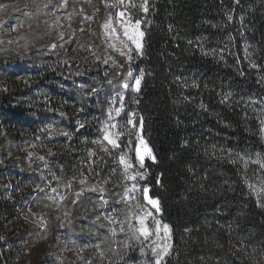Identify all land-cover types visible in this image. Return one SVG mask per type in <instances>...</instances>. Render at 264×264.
<instances>
[{
	"label": "trees",
	"instance_id": "16d2710c",
	"mask_svg": "<svg viewBox=\"0 0 264 264\" xmlns=\"http://www.w3.org/2000/svg\"><path fill=\"white\" fill-rule=\"evenodd\" d=\"M125 1L141 23L143 54L99 70L101 97L87 96L98 86L91 74L76 78L80 92L67 67L0 65V264H31L37 234L24 214L45 174L103 187L120 181L115 160L91 156L113 88L131 73L143 79L140 92L125 94L119 144L134 147L127 121L142 118L156 158L145 162V185L171 230L162 264H264V209L243 171L264 155V0H147V12L144 0ZM51 128L59 135L49 139ZM31 144L50 155L41 174L14 160Z\"/></svg>",
	"mask_w": 264,
	"mask_h": 264
},
{
	"label": "rangeland",
	"instance_id": "374dc122",
	"mask_svg": "<svg viewBox=\"0 0 264 264\" xmlns=\"http://www.w3.org/2000/svg\"><path fill=\"white\" fill-rule=\"evenodd\" d=\"M0 5L4 6L0 7V65L24 61L42 67L46 62L51 63L55 69L67 67L72 84L80 92L87 90L76 78L91 74L98 86L88 98L101 97L104 92L99 70L131 65L141 57L132 51L129 59L121 45V40L127 42L125 26L131 31L136 23L130 15L129 1L121 4L119 0H0ZM139 31L142 32L141 23ZM122 51L125 54L122 55ZM136 78L139 77L131 73L128 84L122 85L120 90L113 88L100 129L101 141L96 143V151L91 156L93 162H98L101 156L115 160L122 175L120 181L114 179L103 187L89 180L81 183L74 178L45 174V183L36 189L37 199L24 214L27 225L36 229L37 234L28 255L31 264L40 257L49 264H155L161 247L165 243L172 245V240L168 241L163 232L147 240L133 238L134 229L139 226L135 217L150 207L145 205L142 189L147 187L145 162L152 159L145 157L144 168H141L134 150L140 136L147 143L141 124L130 125L134 132L133 148H122L120 144L114 148L103 139L104 129L108 128L112 138L120 142L121 136L116 135L119 133L117 120L123 110L125 94L135 92ZM56 135L59 132L51 128L48 138ZM42 150L45 149L28 145L14 160L21 166L20 170L41 174L48 169L50 159L49 153ZM122 156L132 164L127 172L121 163ZM243 171L258 204L264 205V192L257 195L264 188V155L246 160ZM136 172L144 174V178L137 176L135 181L126 178ZM134 185L135 190L129 191ZM153 213L161 220V213L155 210ZM147 223L154 229L151 219Z\"/></svg>",
	"mask_w": 264,
	"mask_h": 264
},
{
	"label": "snow or ice",
	"instance_id": "6c2138e0",
	"mask_svg": "<svg viewBox=\"0 0 264 264\" xmlns=\"http://www.w3.org/2000/svg\"><path fill=\"white\" fill-rule=\"evenodd\" d=\"M66 2V0H65ZM119 3L123 4L124 0H119ZM0 7H4L3 5H0ZM143 11L147 12L148 11V7H147V0H144V3L141 5ZM121 16L124 15L123 12L120 13ZM229 20L232 19V16L228 17ZM106 28H109L110 25H105ZM139 27H140V22L137 21L135 23V25L133 26L132 30L129 31L128 27L125 26L124 29V37H126L127 42H125L124 40H121V45L123 49L127 50L129 59H131V55L130 53L132 51H136L138 54H143L142 53V43H141V38L143 37L144 33L139 31ZM113 32H115V29H113ZM131 45H134L135 48L133 49L132 47L129 46V43ZM121 54H125L124 51L121 52ZM107 62V61H105ZM253 67H256L255 64L252 65ZM143 79V73L141 74V76L139 78H136L134 81V85H133V90L135 92H140V86H141V81ZM125 87L127 88L128 85H125ZM121 99H123V97H121ZM120 109H117V112H119ZM132 116L135 115V113L131 114ZM127 123L129 125L133 124V120L132 119H128ZM142 123L143 120L141 118V127H142ZM80 127L82 128L83 125L81 124ZM111 127H116V125H112ZM79 130V129H77ZM262 131H264V129H262ZM105 135L103 137L104 140H106L109 144H111L114 148L119 147V143L117 139H113L112 136L113 134L109 132L108 128L104 129ZM64 135H68V133H64ZM117 136L121 135V133H117ZM105 151H107V149H104ZM135 153H136V159L139 161V165L141 168H144V160L145 157L151 158L153 161H155V156L153 155L151 149L148 147L147 143L145 142V140L143 139L142 136L139 137V144L135 147ZM40 159H44L43 157H40ZM121 163H124L125 166V170L127 172L128 169L132 168V164L126 162L125 158L122 156L121 157ZM137 176H140L141 179L144 178V174L140 173V172H136L132 175H127L126 178L132 181H135ZM85 181H81V183H84ZM159 183V181H158ZM251 187V186H250ZM135 190V185L133 186V189H129V191H133ZM260 192H264V188H261L259 190V192L257 193V195H259ZM142 195H143V199L145 201V205L146 206H150V207H146L143 210V214L136 216L135 219L137 220L138 223V227L134 229V233H133V238L139 240L140 237H143L145 240L149 239L150 236L152 235H156L157 237L160 236V233L163 232L164 237L170 241L171 240V230L169 228V226L167 224H162L161 220L156 218V215L153 213V210H155V213H160L161 209L159 207V200L157 198H153L149 195V188L145 187L142 189ZM261 207H264V205H260ZM151 219L152 225L154 226V229L152 227L149 226V224L147 223V221ZM138 233V235H137ZM172 245L171 243H165L162 247H161V253L159 254V259L156 260L155 264H161V261L163 260L164 256H167L169 254V250L171 249ZM153 252H156V249L153 248Z\"/></svg>",
	"mask_w": 264,
	"mask_h": 264
},
{
	"label": "water",
	"instance_id": "95a60500",
	"mask_svg": "<svg viewBox=\"0 0 264 264\" xmlns=\"http://www.w3.org/2000/svg\"><path fill=\"white\" fill-rule=\"evenodd\" d=\"M141 43H142V48H143V40L141 39Z\"/></svg>",
	"mask_w": 264,
	"mask_h": 264
}]
</instances>
